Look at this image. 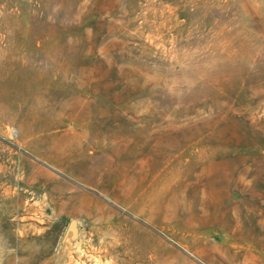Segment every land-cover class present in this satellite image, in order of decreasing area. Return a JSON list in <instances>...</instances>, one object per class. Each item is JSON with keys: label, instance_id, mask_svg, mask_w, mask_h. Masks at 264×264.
Here are the masks:
<instances>
[{"label": "rangeland", "instance_id": "1", "mask_svg": "<svg viewBox=\"0 0 264 264\" xmlns=\"http://www.w3.org/2000/svg\"><path fill=\"white\" fill-rule=\"evenodd\" d=\"M0 264H264V0H0Z\"/></svg>", "mask_w": 264, "mask_h": 264}, {"label": "water", "instance_id": "2", "mask_svg": "<svg viewBox=\"0 0 264 264\" xmlns=\"http://www.w3.org/2000/svg\"><path fill=\"white\" fill-rule=\"evenodd\" d=\"M70 230L76 234L77 232V227H76V221H72L71 225H70Z\"/></svg>", "mask_w": 264, "mask_h": 264}]
</instances>
